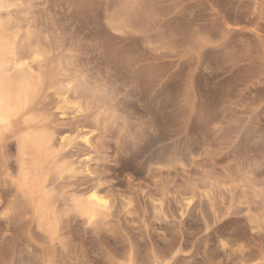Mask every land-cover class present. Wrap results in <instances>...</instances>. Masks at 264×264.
<instances>
[{
    "label": "rangeland",
    "instance_id": "rangeland-1",
    "mask_svg": "<svg viewBox=\"0 0 264 264\" xmlns=\"http://www.w3.org/2000/svg\"><path fill=\"white\" fill-rule=\"evenodd\" d=\"M5 1L19 52L44 54L30 119L58 147L51 238L0 136V264H264V0Z\"/></svg>",
    "mask_w": 264,
    "mask_h": 264
},
{
    "label": "bare ground",
    "instance_id": "bare-ground-1",
    "mask_svg": "<svg viewBox=\"0 0 264 264\" xmlns=\"http://www.w3.org/2000/svg\"><path fill=\"white\" fill-rule=\"evenodd\" d=\"M82 2H84V1H82ZM130 2H132V1H130ZM9 8H10V5L5 0H0V136L3 133H5L4 136H6V133L9 132L8 136L11 137V135H10V133H11L12 137L15 138L16 150H17V165H18V173H17L18 179L14 182L16 184L15 188H16V190H18L22 195H24L30 201L29 203H31L32 208H33V210L36 214V217H37L38 228H40L42 230V232L47 234V236L52 238L56 232V229H55L56 224L54 223L55 219L53 218L54 210L52 209V205H51L52 200L50 201V199L48 197V193L45 190V182H46V178L48 175V171L51 170V167H52V159L54 157L53 152L58 146L55 147L54 143L52 142L51 136H48L47 134L44 135V134H42L43 132L40 133L38 131H35L34 130L35 126L32 124V120H31L33 117L30 119L31 105H32L34 99L36 98L37 94L43 89V86H44L41 68L44 66L45 57H44L43 52L40 51L39 49H37L33 52L32 59H30V57L27 56L28 54L25 55V54H22L19 52L21 49L24 48L23 45L25 44V42L23 41V43H22L23 45L20 44L17 33H14L11 31L10 23L8 20L9 15H10ZM167 16H168V14H167ZM124 18H123V16H119L116 19H113V17H111V18L109 17L108 26L112 30H118V26L123 22ZM219 36H220V34H219ZM163 38H164V36H163ZM241 38H244V37H241ZM25 40L27 42L28 38H26ZM144 45L146 46V44H144ZM251 45H253V44H251ZM47 55H51V54H47ZM54 67H56V66H54ZM85 97H87V96H85ZM76 98L77 97H74V99H76ZM61 102L64 104L69 103L68 98H66V97H63L61 99ZM83 103H85V102L83 101ZM83 107H84V105H83ZM77 108H81V107L78 106ZM87 110H89V109H87ZM38 115H39V113H38ZM48 134H50V133H48ZM4 136H2V137L4 138ZM3 138H0V139H3ZM84 141L88 146V143H89L88 138H84ZM63 142H64V138L61 137L59 139L58 145H62ZM92 146H93V144H92ZM89 157H91V156H89ZM1 168L3 169L4 173L7 171L4 163L2 164ZM16 190L13 192H16ZM187 199H188V196H187ZM159 203H160V201H159ZM25 207H26V205H25ZM74 208L83 217L86 218L85 220H87V222L89 223V225L91 227V225L95 224L96 221L98 223V220H99L98 217L101 215L103 210L106 211V209L108 208V200L98 190L92 189V190L88 191L83 196V199L78 200V201L76 200L74 202ZM131 209H132V206H131ZM153 210H154V208H153ZM159 210H161V209H159ZM162 212H163V210H162ZM23 213H25V212H23ZM13 216H14V214H13ZM252 226H253V224H252ZM7 228H9V227L7 226ZM49 237H48V239H49ZM236 239H237V237L235 238V240ZM244 248H246V246ZM65 249H67V248L65 247ZM250 252H251V250H250Z\"/></svg>",
    "mask_w": 264,
    "mask_h": 264
}]
</instances>
